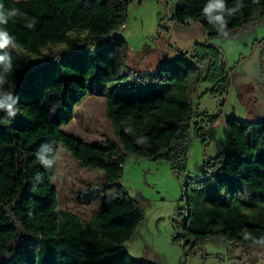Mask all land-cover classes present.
<instances>
[{
  "label": "trees",
  "instance_id": "obj_1",
  "mask_svg": "<svg viewBox=\"0 0 264 264\" xmlns=\"http://www.w3.org/2000/svg\"><path fill=\"white\" fill-rule=\"evenodd\" d=\"M132 1L0 0L5 9L21 13L0 26L15 37V48L0 50L12 57L2 90L19 98L14 118L5 120L0 111V264H157L132 257L125 245L145 219L139 201L122 185L126 158L164 160L174 173H185L190 128L206 143L220 118L196 110L192 94L207 82V93L225 99L231 79L221 49L208 42L179 51L154 72L130 66L129 43L117 33ZM207 2L178 0L174 17L182 24L198 22L211 39L245 28L264 13V0H241L240 10L225 13L224 35L203 15ZM236 3L225 0L229 9ZM90 83L106 85L107 114L119 143H86L62 130L88 96ZM226 124L227 153L202 165L203 181H213L212 192L224 196L203 197L195 216L193 209L179 207L183 233L175 239L182 236L195 245L211 235L259 246L245 234L264 237V218L234 202L248 209L264 205V119ZM141 138L144 143L137 142ZM45 145L52 149H42L46 156L57 157L62 145L84 168L104 171L84 188L102 193L106 201L89 224L70 210L59 211L52 183L57 159L51 168L37 159Z\"/></svg>",
  "mask_w": 264,
  "mask_h": 264
},
{
  "label": "rangeland",
  "instance_id": "obj_2",
  "mask_svg": "<svg viewBox=\"0 0 264 264\" xmlns=\"http://www.w3.org/2000/svg\"><path fill=\"white\" fill-rule=\"evenodd\" d=\"M177 6L178 0L132 1L126 27L117 33L129 43L130 66L154 72L157 66L148 68L161 57L173 60L179 51L191 48L194 43L208 42L221 49L231 87L225 99L222 95L207 93L211 87L207 82H201L192 94L196 110L220 115V118L209 128L206 143L196 138L193 126L190 128L185 173H174L171 164L164 160L139 159L133 155L126 158L122 185L139 201L145 219L125 245L132 257L157 264H264V247L221 241L211 235L200 243L196 240L195 245L182 236L175 239L179 232L183 233V222L178 220L179 207L193 209L195 216L198 208L201 209L203 197L214 196L221 200L224 196L212 192L213 181H203L202 165L227 153L230 143L227 120L264 119V13L245 28L208 39L198 22L182 24L176 20ZM88 91V96L76 106L74 118L62 126L63 132L86 143L107 140L119 143L120 138L107 114L106 85L90 83ZM103 174L101 169L84 168L60 145L57 170L52 179L58 190L59 211L70 210L84 224H89L103 211L106 201L102 193L84 188L87 181H97ZM234 205L251 216L264 218L263 204L248 209L236 200ZM174 218L178 224L173 222Z\"/></svg>",
  "mask_w": 264,
  "mask_h": 264
},
{
  "label": "clouds",
  "instance_id": "obj_3",
  "mask_svg": "<svg viewBox=\"0 0 264 264\" xmlns=\"http://www.w3.org/2000/svg\"><path fill=\"white\" fill-rule=\"evenodd\" d=\"M258 2V0H254ZM243 7L241 0H237L235 7L229 9L226 8L225 0H208L207 4L203 8V15L208 20L209 24H212L217 28L221 34L226 35V21L225 13L228 15H233L238 10ZM19 10L11 9L7 10L4 8L3 4H0V26L7 25L11 18L20 15ZM8 48H15V37L10 35L9 32L0 27V50H5ZM12 70V57L9 52L3 51L0 53V111L5 113V120L7 118H14L18 113V100L19 98L14 96L11 92L3 91V86L8 82L7 74ZM126 131H131V129H126ZM138 143H144V139L141 138L137 141ZM48 148L52 153L50 146H42L41 150L37 153V159L46 168H51L56 162L57 157L54 154L51 156H46L43 154L42 149ZM36 178H40L38 175ZM246 239H251L253 244L264 247V237L259 239L254 238L251 234H245Z\"/></svg>",
  "mask_w": 264,
  "mask_h": 264
},
{
  "label": "crops",
  "instance_id": "obj_4",
  "mask_svg": "<svg viewBox=\"0 0 264 264\" xmlns=\"http://www.w3.org/2000/svg\"><path fill=\"white\" fill-rule=\"evenodd\" d=\"M190 23V22H189ZM166 60H168L167 58L166 59H163V57H161L157 62H154L153 64H150V68H148V69H151V68H153V65L156 67V66H158L161 62H163V61H166ZM152 65V66H151Z\"/></svg>",
  "mask_w": 264,
  "mask_h": 264
},
{
  "label": "built area",
  "instance_id": "obj_5",
  "mask_svg": "<svg viewBox=\"0 0 264 264\" xmlns=\"http://www.w3.org/2000/svg\"><path fill=\"white\" fill-rule=\"evenodd\" d=\"M126 26L125 25H123L122 27H121V29H124Z\"/></svg>",
  "mask_w": 264,
  "mask_h": 264
}]
</instances>
